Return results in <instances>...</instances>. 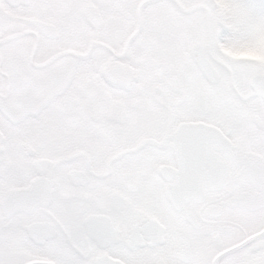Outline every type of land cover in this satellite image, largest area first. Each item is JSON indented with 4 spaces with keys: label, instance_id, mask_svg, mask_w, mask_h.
I'll use <instances>...</instances> for the list:
<instances>
[{
    "label": "snow or ice",
    "instance_id": "6c2138e0",
    "mask_svg": "<svg viewBox=\"0 0 264 264\" xmlns=\"http://www.w3.org/2000/svg\"><path fill=\"white\" fill-rule=\"evenodd\" d=\"M0 264H264V0H0Z\"/></svg>",
    "mask_w": 264,
    "mask_h": 264
}]
</instances>
